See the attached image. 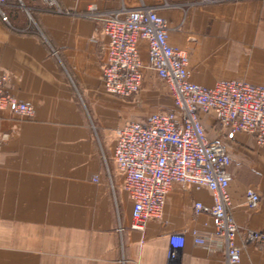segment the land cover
I'll return each mask as SVG.
<instances>
[{"label": "crops", "instance_id": "1", "mask_svg": "<svg viewBox=\"0 0 264 264\" xmlns=\"http://www.w3.org/2000/svg\"><path fill=\"white\" fill-rule=\"evenodd\" d=\"M58 3L77 12L93 5L106 13L155 7L169 23L170 43L189 52L192 82L264 84V0ZM4 10L0 91L31 105L34 114L0 111V264H169L174 233L187 238L180 264H228L217 238L205 246L193 240L195 230L214 234L211 215L195 212L196 203L213 205L206 188L174 184L162 219L133 227V201L113 155L118 131L147 117L136 119L134 101L105 90L108 37L97 24L49 12L44 0H8ZM140 48L146 60L147 43ZM172 109L173 99L170 109L158 112ZM204 123L235 164L229 192L241 227L238 264H264V147L246 133L218 136L212 115ZM249 189L262 196L255 210L247 204Z\"/></svg>", "mask_w": 264, "mask_h": 264}, {"label": "built area", "instance_id": "2", "mask_svg": "<svg viewBox=\"0 0 264 264\" xmlns=\"http://www.w3.org/2000/svg\"><path fill=\"white\" fill-rule=\"evenodd\" d=\"M7 2L0 0V15L5 22ZM44 2L49 12L91 19L98 26L96 30L108 37L103 70L108 93L121 98L137 95L143 87L144 72L149 70L165 83L174 101V109L128 122L117 134L113 157L124 174V189L133 201V227L143 229L148 223L162 219L174 184L187 189L206 188L212 193L213 205L196 203L195 212L211 215L214 234L203 237L195 230L194 243L205 246L217 238L225 249L228 264L240 263L241 227L231 212L229 192L233 181L232 158L224 143L208 136L204 116L214 117L218 136L232 140L237 134L246 133L264 147V84L232 80L220 81L209 88L192 82L189 52L170 43L169 23L155 7L106 13L93 5L77 12L63 10L58 0ZM142 41L148 45L146 60L141 53ZM0 111L25 117L34 114L31 105L2 91ZM7 138L5 135L2 140ZM246 199L249 208L255 210L262 196L249 189ZM186 242L184 233L169 236V264H180Z\"/></svg>", "mask_w": 264, "mask_h": 264}, {"label": "rangeland", "instance_id": "3", "mask_svg": "<svg viewBox=\"0 0 264 264\" xmlns=\"http://www.w3.org/2000/svg\"><path fill=\"white\" fill-rule=\"evenodd\" d=\"M128 100L134 101L140 109V112L135 117L136 119H140V117L145 118L152 113L168 110L172 107V99L169 96L167 86L149 70H146V78L140 93ZM208 133L210 135L212 132L208 131ZM9 138L8 135L7 140ZM234 165L233 163L232 166L234 167Z\"/></svg>", "mask_w": 264, "mask_h": 264}]
</instances>
